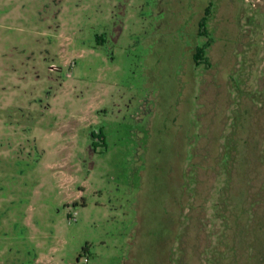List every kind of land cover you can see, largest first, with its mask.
I'll use <instances>...</instances> for the list:
<instances>
[{
    "label": "rangeland",
    "instance_id": "374dc122",
    "mask_svg": "<svg viewBox=\"0 0 264 264\" xmlns=\"http://www.w3.org/2000/svg\"><path fill=\"white\" fill-rule=\"evenodd\" d=\"M194 5L0 0V264H264V0Z\"/></svg>",
    "mask_w": 264,
    "mask_h": 264
},
{
    "label": "flooded vegetation",
    "instance_id": "af4514ba",
    "mask_svg": "<svg viewBox=\"0 0 264 264\" xmlns=\"http://www.w3.org/2000/svg\"><path fill=\"white\" fill-rule=\"evenodd\" d=\"M190 1L193 5L192 7V10H193L195 6L194 5L195 0H190ZM221 8H222V4H220L219 2H216V3L214 1L207 2V4L204 7L203 13L201 14V18H199L200 20L198 24L199 26H198L197 33H198V36L203 39L202 40L203 42L201 44H198L197 46H194L193 58H194L195 53L198 51L199 47H202L205 43H210V45L206 48V53L204 54V56L208 58L206 60L207 62L206 61L202 62L199 65H205L206 67L212 66L210 56L208 55L209 49L213 46L214 42H216V35L213 32L212 23H213V20L214 21L216 20V22L214 23L217 25V20H219L218 18H219V12Z\"/></svg>",
    "mask_w": 264,
    "mask_h": 264
},
{
    "label": "trees",
    "instance_id": "16d2710c",
    "mask_svg": "<svg viewBox=\"0 0 264 264\" xmlns=\"http://www.w3.org/2000/svg\"><path fill=\"white\" fill-rule=\"evenodd\" d=\"M209 45L210 43H205L202 47L198 48V51L194 55V60L197 65L201 64L202 62H205L208 59L206 56H204V54L206 53V48Z\"/></svg>",
    "mask_w": 264,
    "mask_h": 264
}]
</instances>
